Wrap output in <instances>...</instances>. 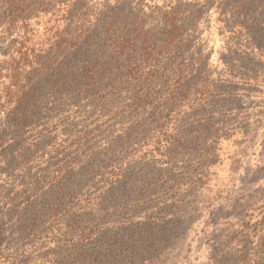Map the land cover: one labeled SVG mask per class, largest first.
I'll return each mask as SVG.
<instances>
[{"label": "trees", "instance_id": "obj_1", "mask_svg": "<svg viewBox=\"0 0 264 264\" xmlns=\"http://www.w3.org/2000/svg\"><path fill=\"white\" fill-rule=\"evenodd\" d=\"M150 1L0 0V39L13 36L0 48V173L20 216L0 218V264H141L178 238V221L158 223L171 211L152 200L160 169L127 154L164 130L161 157L216 155L242 83L228 73L255 92L264 69V0ZM213 42L223 75L204 54ZM246 260L222 264H264Z\"/></svg>", "mask_w": 264, "mask_h": 264}, {"label": "rangeland", "instance_id": "obj_2", "mask_svg": "<svg viewBox=\"0 0 264 264\" xmlns=\"http://www.w3.org/2000/svg\"><path fill=\"white\" fill-rule=\"evenodd\" d=\"M146 4L155 5L150 0H136L137 8L147 7ZM205 36L209 33L205 32ZM208 38L203 42H208ZM12 39L13 36L4 35L0 48ZM218 44H205L204 54L210 55L213 71L223 75L226 70L220 64ZM255 71L259 80L258 88H253L255 92L250 90L252 84L247 76L242 78L236 70L228 73L229 80L242 83L235 92L236 101L231 104L232 134L223 132L215 141L216 157L200 154L194 158L175 153L170 159L159 156L166 134L164 130L162 136L148 142L149 146L138 144V152L134 147L135 151L127 154L128 162L142 158L144 164L152 162L160 169L165 186L155 192L152 200L166 203L171 211L167 216L166 213L158 214V219L161 218L158 223L175 219L180 224L178 238L141 264H213L215 261L222 264L230 256L237 257L238 261L246 256L250 262L264 256V69L257 67ZM3 74L0 64V85ZM175 110L168 115L171 125L182 117ZM6 121L0 109V127L5 126ZM10 182L14 185L16 180L11 181L0 173V218L6 222L20 218L5 207L2 186ZM98 191L85 190L79 199L90 202ZM74 207L78 208V203ZM140 216L134 219L142 220Z\"/></svg>", "mask_w": 264, "mask_h": 264}]
</instances>
